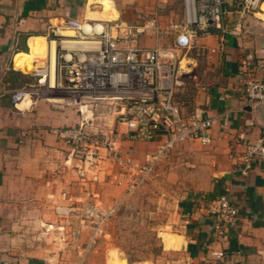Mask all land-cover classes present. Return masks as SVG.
Returning a JSON list of instances; mask_svg holds the SVG:
<instances>
[{
  "label": "crops",
  "instance_id": "crops-1",
  "mask_svg": "<svg viewBox=\"0 0 264 264\" xmlns=\"http://www.w3.org/2000/svg\"><path fill=\"white\" fill-rule=\"evenodd\" d=\"M240 2L224 0V27L231 30L240 24L237 35L225 37L224 50L202 54L193 50L188 56L189 71L198 66L202 75L189 82L188 110L179 107L212 120L210 142L178 145L156 165L189 159V190L177 200V217L160 238L162 251L173 256L168 264H264V162H253L245 175L240 172L245 146L264 139V105L250 104L243 94L247 79L264 81V5L251 15L241 12ZM87 10L82 0H0V264H45L49 258L47 248L41 244L34 248L23 234L32 224L22 218H42L43 227L62 230L65 213L74 217L83 199L104 200L123 192L114 185L113 164L107 159L92 167L81 164L69 157V148L56 136L59 128L75 126L78 116L75 119L39 96L16 106L11 103V94L23 88L18 77L24 75L18 73L29 74L13 67L18 54L29 52V39L48 40L52 27L58 25L54 22L86 18ZM120 14V21L140 23L132 10ZM142 39L149 47L155 43ZM218 39L215 33L199 43L215 48ZM102 116L108 120L103 130L119 133L116 149L133 156L128 145L135 142L126 138L113 115ZM139 143L145 151L136 160L142 162L157 143ZM81 169L84 179L78 177ZM222 195L238 209L233 226H224L204 208V198ZM165 233L176 237L169 247Z\"/></svg>",
  "mask_w": 264,
  "mask_h": 264
},
{
  "label": "built area",
  "instance_id": "built-area-1",
  "mask_svg": "<svg viewBox=\"0 0 264 264\" xmlns=\"http://www.w3.org/2000/svg\"><path fill=\"white\" fill-rule=\"evenodd\" d=\"M176 1L180 6V20L164 28L151 18L138 24L119 19L64 20L52 27L47 40L55 44L53 74L48 60L31 74L40 78L38 86L49 102L60 107H76L79 122L56 131V136L69 148V157L91 167L107 159L115 169L114 185L123 190L112 204L100 207L93 203L81 211V216L92 225L90 245L96 243L104 223L120 201L150 178L161 158L187 142L197 141L201 145L210 142L212 120L195 112H184L176 103L175 95L189 71V53L193 50L197 54L206 50L222 52L225 37L237 35L240 24L231 30L224 27V0ZM263 5L264 0L240 2L243 14L255 15L262 11ZM64 30L71 31L72 35L61 34ZM215 33L219 37L215 48L201 46V38ZM145 37L154 40V45L140 44V38ZM33 88L15 90L11 94L12 105L37 96L39 89ZM243 94L250 104H264V81L247 79ZM97 112L113 115L128 140L156 142V150L142 162L129 153L122 154L115 147L119 133L111 128L103 130L108 128L105 124L102 128L93 126ZM101 150L104 155H100ZM255 161L264 162L263 138L245 146L241 174L245 175ZM78 177L85 178L83 169L78 171ZM203 204L207 213L224 226L235 224L238 209L227 195L204 198Z\"/></svg>",
  "mask_w": 264,
  "mask_h": 264
},
{
  "label": "rangeland",
  "instance_id": "rangeland-1",
  "mask_svg": "<svg viewBox=\"0 0 264 264\" xmlns=\"http://www.w3.org/2000/svg\"><path fill=\"white\" fill-rule=\"evenodd\" d=\"M82 1L84 11L100 9L98 4L87 6L88 0ZM111 1L118 12L119 20H123L120 11L126 10H132V17L138 22L151 18L155 19L162 28L171 22L180 20V7L175 0ZM86 18L90 17L87 15ZM142 40L140 38V44H142ZM165 43L166 41L163 40L161 44L164 45ZM45 60L47 59H39L38 65L44 66ZM18 74L24 75V77H18L19 86L22 85L25 89H31V85L36 84L33 89H39L37 96L44 97L43 89L38 86L41 82L39 77L30 75L32 74L31 71L29 74ZM200 75H202L201 71L198 66H195L183 77L184 85L180 87L183 88V92L177 91L175 100L178 102V106L181 105L185 111L189 107L186 102L189 82L194 78H199ZM192 88L190 86V89ZM37 96L35 94L31 97ZM64 109L71 112L75 119L77 116L79 117L76 107L63 106V111H65ZM87 110L91 109L88 108ZM88 115L90 116V113ZM95 116L98 118L92 122L94 127L108 123V120L100 115V112L94 113ZM141 145L139 142L128 145L133 152L132 157L135 159L136 156L139 157L145 151ZM72 159L76 161V158L73 157ZM188 190L189 159L164 160L157 167L155 166L154 173L147 181L128 198L120 201L116 211L104 223L103 231L94 245L89 244V239L93 234L91 232L92 225L89 219L81 216V211L86 205L93 203L100 207H106L113 203L114 198L120 196H111L104 200L100 198L99 200L83 199L79 202L78 211H75L74 217L65 213L63 221L65 229L62 230L51 229L48 226L43 227L44 224L42 225L40 222L42 218H22L24 222L32 224L28 231L23 234L31 238L34 248L40 244L47 248L46 252L49 258L45 264H76L78 262L81 264H112L114 255L126 264H168L173 256L162 251L160 238L162 233L170 231L169 226L177 217L176 202Z\"/></svg>",
  "mask_w": 264,
  "mask_h": 264
},
{
  "label": "bare ground",
  "instance_id": "bare-ground-1",
  "mask_svg": "<svg viewBox=\"0 0 264 264\" xmlns=\"http://www.w3.org/2000/svg\"><path fill=\"white\" fill-rule=\"evenodd\" d=\"M91 4L100 5V9L95 11L87 10V15L90 18H96V20L114 21L119 16L115 8V5L111 0H88V5ZM54 24H59V23L54 22ZM61 34L65 36H71L72 32L69 30H64L63 32H61ZM29 48L30 49L28 53L18 54L15 57L14 66H13L14 69L20 70L22 72H28L32 69L31 72H33L35 69L37 70L38 68L41 67L38 65L39 63L38 60L45 58L48 60L49 67L51 69L50 70L51 74H53L54 61H55V44L53 42H48L43 37H31L29 39ZM175 238L176 237L174 235H170L167 233L163 234V240L165 242V246L169 247L171 241L175 240ZM113 259L114 261L112 264H126L123 261H121L120 258L118 259L116 255H114Z\"/></svg>",
  "mask_w": 264,
  "mask_h": 264
},
{
  "label": "water",
  "instance_id": "water-1",
  "mask_svg": "<svg viewBox=\"0 0 264 264\" xmlns=\"http://www.w3.org/2000/svg\"><path fill=\"white\" fill-rule=\"evenodd\" d=\"M261 105H264V104H261Z\"/></svg>",
  "mask_w": 264,
  "mask_h": 264
}]
</instances>
